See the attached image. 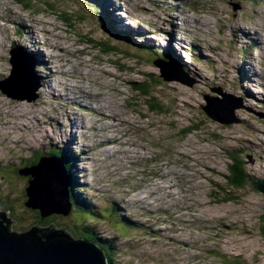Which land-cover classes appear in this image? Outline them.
<instances>
[{
    "label": "rangeland",
    "instance_id": "1",
    "mask_svg": "<svg viewBox=\"0 0 264 264\" xmlns=\"http://www.w3.org/2000/svg\"><path fill=\"white\" fill-rule=\"evenodd\" d=\"M253 1L120 0L126 18L116 14V24L156 53L169 42L182 70L112 39L88 4L78 22L73 11L82 6L73 0H0V81L12 73L15 47L40 84L31 102L0 90V165H19L0 171L10 230L45 225L24 207L22 159L49 153L52 141L71 142L77 174L95 189L89 196L117 203L146 231L125 237L114 224L89 220L115 238L119 264H264V192L229 181L235 155L264 181V0Z\"/></svg>",
    "mask_w": 264,
    "mask_h": 264
},
{
    "label": "water",
    "instance_id": "2",
    "mask_svg": "<svg viewBox=\"0 0 264 264\" xmlns=\"http://www.w3.org/2000/svg\"><path fill=\"white\" fill-rule=\"evenodd\" d=\"M15 63L7 80L0 81L1 92L18 100H36L40 84L33 68L28 63L22 68ZM20 174L30 176L27 207L38 210L42 219L70 215L73 208L70 177L61 158L43 155L36 164L21 169ZM249 182L264 192L263 180L249 178ZM8 212L0 211V264H109L104 250L96 243L75 237L54 221L47 225L34 224L23 232L11 231Z\"/></svg>",
    "mask_w": 264,
    "mask_h": 264
},
{
    "label": "trees",
    "instance_id": "3",
    "mask_svg": "<svg viewBox=\"0 0 264 264\" xmlns=\"http://www.w3.org/2000/svg\"><path fill=\"white\" fill-rule=\"evenodd\" d=\"M75 3H77L79 6V10L76 11L74 10L73 13L76 14V17H78V22L79 21H85L84 17L88 16L86 11V7L89 9L88 5L94 10V11H100L101 15L103 17L99 18L101 24L108 30L109 33H111L113 35L112 39H116L119 41H123L126 44L130 45V46H134L137 49H141L142 51L146 52L148 55H152L153 58H155L156 56H159L157 58H159L160 61H162L161 59L164 60H169V61H173L175 62L177 65L181 64V60L175 58V56H177V54L174 52L175 50L173 48H169L167 50H162L159 51L160 53H156V51L152 50L149 47H152L150 45L145 44L143 41H141L140 43H137L136 40L132 37V33H130L127 30L124 29H118L115 25H113L111 23V21L109 20V17L107 16L108 10L105 6H103V0H87V4L85 2H83L82 0H73ZM84 5H83V4ZM30 3H26L25 6L29 7ZM104 9V12L102 11V8ZM86 11H85V10ZM72 13V15H73ZM105 13V15H104ZM92 17L94 16V13L91 12ZM68 19V18H67ZM77 22V21H76ZM137 34H139L140 32H136ZM149 44V42H147ZM99 46H104L105 48H114L116 49V46L113 45H108L106 46L104 43H100ZM155 50H157L155 48ZM146 55V54H145ZM161 55V56H160ZM147 56V55H146ZM181 58V57H180ZM140 59V58H139ZM179 66V65H178ZM185 70H187L186 67H184ZM242 70H244V67L242 68ZM248 75V74H247ZM135 85V84H134ZM145 87V85H144ZM139 88H141V84L139 85ZM164 106V105H163ZM151 108L154 110L156 109H161L162 105H159L158 103H154L152 105L151 103ZM194 131V128H184L182 130L183 134H187V133H191ZM64 145H58V144H52L49 146V153H44V155H49V156H56L58 158H61L67 167V171L70 177V197H71V201H72V211L70 213V215L65 218L67 220L66 224L64 225V227H66L67 229H69L70 231H72L73 233H75L77 231V233L79 235H73L77 238L79 237H83L86 238L88 240H90L91 242L96 243L99 247H101L104 252L105 255L109 261V264H119L118 263V259H117V255H118V248L116 247V240L115 238L112 239H107L102 237L96 230V226L94 225V223L92 221L89 222V220H99V221H106L108 222V224L115 225V228H117L120 233L121 236H127L131 231H135L138 229H141L142 232H146L140 223H137L135 221H131L128 218L124 217L123 214H121V212H123L119 205L117 203H104L103 205L99 204L97 202L96 199H93L89 196V192H95L94 187L91 185L90 182L88 183H84L82 181V179L80 178V175L77 174V170H75L76 165L79 163V159H80V154L76 151V149L74 147H72V143L68 142L65 143L62 142ZM245 152H247V150H245ZM242 155H244L243 153H241ZM240 155V153H239ZM27 157V156H26ZM231 158V162L232 164L229 165V172H230V177H229V181L231 182V186L234 187H243L245 184H247V182L249 181V178L252 177V175L246 170V166L242 167L241 164L244 163V159L241 157H237L236 155ZM40 159V157H37V154L33 155L31 158L28 159L24 158L22 159V164H27L26 167L31 166L33 164H36L38 162V160ZM12 164V163H11ZM11 164H8V166L6 167H2L0 165V171L1 170H6L9 171L11 169H13L15 171V168H17V166H11ZM25 167V166H24ZM23 167V168H24ZM22 169V168H21ZM21 169H19L18 173L16 174L18 176H21L23 179H26V186L24 188L23 191V199H25V202L23 203V200L21 201V203L24 204L25 208H29L26 206V202L28 200L27 197V192H26V188L28 186V182L30 179V176H23L20 174ZM2 173V172H1ZM10 177V176H7ZM15 177V176H14ZM248 180V181H247ZM88 190L87 196H89L88 198L86 196H84V192H82L81 190L83 189L84 191ZM20 196V194H19ZM97 195H94V197ZM231 199V198H229ZM228 200V199H227ZM10 206H12L10 204ZM30 209V208H29ZM31 211L35 212V221L36 222H44L45 225L49 224L50 222H53L54 219L56 222L61 221L62 217L53 215L50 218H45L42 219L40 212L36 209H31ZM112 217L114 219H112ZM124 219V221L122 220ZM96 222V221H95ZM98 222V221H97ZM28 228H26L24 231H26Z\"/></svg>",
    "mask_w": 264,
    "mask_h": 264
},
{
    "label": "bare ground",
    "instance_id": "4",
    "mask_svg": "<svg viewBox=\"0 0 264 264\" xmlns=\"http://www.w3.org/2000/svg\"><path fill=\"white\" fill-rule=\"evenodd\" d=\"M16 8H17V7H16ZM10 20H11V19H10ZM21 24H22V25H19V26H23V25H24V23H23L22 21H21ZM0 31H2L1 28H0ZM34 31H35V37H36V39H37V41H36L37 46H40V43L44 44L45 42H44V41L41 42V39H40V37H39V35H38L39 33L37 32V30H36L35 28H34ZM2 34H3V33L0 32V36H1ZM5 44H6V42L4 41V45H2V48L5 46ZM2 48H0V49H2ZM54 48H56V46H55ZM8 52H9V51H8ZM40 52H41L42 55H44V52H43L42 50H40ZM34 54L37 56L36 53H34ZM31 55H32V54H31ZM32 57H33V56H32ZM10 60L13 61V64H12L13 66H14V63H15V62H16V63H15V66L17 65V58H14V57H13V58H11ZM50 60H51V61H52V60L55 61L56 58H52V57H51ZM161 62H163V61H161ZM163 63H165V62H163ZM183 80H184V79H183ZM23 105H24V104H23ZM21 106H22V105H21ZM24 108H25V107H23V108L21 107V108H19V109H20L22 112L30 113L29 110H28V108H25V109H24ZM93 109H94V108H93ZM226 121H227V120H226ZM220 122H221V123H225V121H224L223 119H221ZM17 143H18V141H17ZM15 230H16V229H15Z\"/></svg>",
    "mask_w": 264,
    "mask_h": 264
},
{
    "label": "flooded vegetation",
    "instance_id": "5",
    "mask_svg": "<svg viewBox=\"0 0 264 264\" xmlns=\"http://www.w3.org/2000/svg\"><path fill=\"white\" fill-rule=\"evenodd\" d=\"M24 176V175H23ZM57 216H59V215H57ZM8 217V216H7ZM59 217H61V216H59ZM42 223H44L43 221H42ZM36 224V223H35Z\"/></svg>",
    "mask_w": 264,
    "mask_h": 264
}]
</instances>
